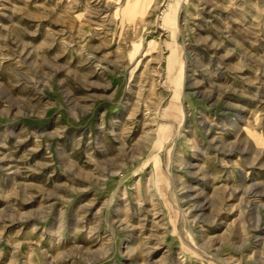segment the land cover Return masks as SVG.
<instances>
[{
	"label": "rangeland",
	"instance_id": "rangeland-1",
	"mask_svg": "<svg viewBox=\"0 0 264 264\" xmlns=\"http://www.w3.org/2000/svg\"><path fill=\"white\" fill-rule=\"evenodd\" d=\"M0 264H264V0H0Z\"/></svg>",
	"mask_w": 264,
	"mask_h": 264
}]
</instances>
